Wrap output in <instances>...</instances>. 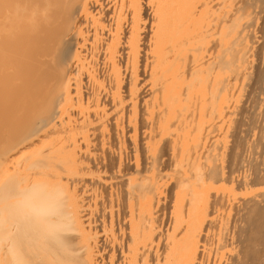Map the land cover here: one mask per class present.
<instances>
[{
    "label": "bare ground",
    "instance_id": "6f19581e",
    "mask_svg": "<svg viewBox=\"0 0 264 264\" xmlns=\"http://www.w3.org/2000/svg\"><path fill=\"white\" fill-rule=\"evenodd\" d=\"M263 46L264 0H0V175L74 219L28 259L264 264V117L254 170L228 160Z\"/></svg>",
    "mask_w": 264,
    "mask_h": 264
},
{
    "label": "clouds",
    "instance_id": "9594fccd",
    "mask_svg": "<svg viewBox=\"0 0 264 264\" xmlns=\"http://www.w3.org/2000/svg\"><path fill=\"white\" fill-rule=\"evenodd\" d=\"M74 219L62 186L44 178L0 175V253L9 264H33L65 247Z\"/></svg>",
    "mask_w": 264,
    "mask_h": 264
},
{
    "label": "rangeland",
    "instance_id": "374dc122",
    "mask_svg": "<svg viewBox=\"0 0 264 264\" xmlns=\"http://www.w3.org/2000/svg\"><path fill=\"white\" fill-rule=\"evenodd\" d=\"M263 72V67L257 64L251 87L242 98L239 117L236 120L237 131L232 138L231 155L228 160L231 169L237 171L238 174L251 173L254 170L258 161L257 149L263 146L260 132L264 109L263 104L259 103L258 100L259 93L263 91ZM257 226L260 233L264 234V210L261 211ZM257 239H259L257 240L259 243L261 240L260 238Z\"/></svg>",
    "mask_w": 264,
    "mask_h": 264
}]
</instances>
